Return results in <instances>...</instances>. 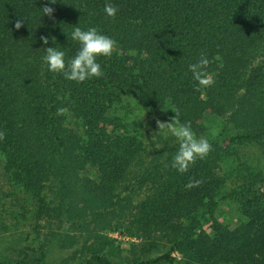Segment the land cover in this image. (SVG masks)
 <instances>
[{"label":"trees","instance_id":"trees-1","mask_svg":"<svg viewBox=\"0 0 264 264\" xmlns=\"http://www.w3.org/2000/svg\"><path fill=\"white\" fill-rule=\"evenodd\" d=\"M110 2L115 18L106 0H56L44 17L43 0H0V161L10 189L35 201L34 220L61 249L87 234L74 264H264V0ZM77 25L116 41L98 58L104 75L82 83L43 61L56 45L66 60L76 54ZM202 53L214 84L197 88L188 65ZM130 101L150 121L178 109L198 138L220 121L212 151L179 173L175 138L137 128L121 106ZM246 148L258 157L241 160ZM190 180L202 182L188 189ZM223 200L242 219L234 228L213 217ZM112 232L139 242L123 255ZM45 249L10 264H45Z\"/></svg>","mask_w":264,"mask_h":264},{"label":"rangeland","instance_id":"rangeland-1","mask_svg":"<svg viewBox=\"0 0 264 264\" xmlns=\"http://www.w3.org/2000/svg\"><path fill=\"white\" fill-rule=\"evenodd\" d=\"M121 106L126 107L125 114L127 119L130 122L137 121V128L140 126L139 121L141 123V129L148 136H152V132L158 131L157 121L166 123L172 119V117L164 119L155 118L150 121L144 118L141 111L137 110L131 101L122 103ZM119 112L121 113L120 108ZM211 122L213 124H206L208 131L202 138L213 140L216 137L219 131L220 125L218 124L220 121L219 123L215 120ZM213 131L216 132L215 135H212ZM258 154L255 148L243 149L241 160L248 161L251 158H257ZM231 164L232 162L226 163V166L229 167ZM260 166L264 173V159H260ZM3 170V164L0 161V264H10L18 259L24 258L25 255L38 254L41 243L46 247L45 264H74L75 261L77 262L78 259L86 256V247H89L91 244L89 240V242L83 244V236L86 237L87 234L81 232L82 242H79L70 249H61L58 246L57 239L55 240L51 237L50 227L44 228L43 221L37 223L34 220L35 201L24 192L10 189L9 176ZM213 215L219 223L227 225L230 228L236 227L242 221L235 208H231L226 203V200L219 202V206ZM206 217H209V215ZM52 228L55 229V227ZM74 233L76 235L80 234L79 231H75ZM108 236L117 243L122 244L123 255L127 254L126 249L128 245L139 242L134 238L122 236L116 232H112ZM174 256L179 258V255L176 253Z\"/></svg>","mask_w":264,"mask_h":264},{"label":"clouds","instance_id":"clouds-1","mask_svg":"<svg viewBox=\"0 0 264 264\" xmlns=\"http://www.w3.org/2000/svg\"><path fill=\"white\" fill-rule=\"evenodd\" d=\"M43 3L45 6L40 8L42 17L51 16L54 9L48 5L55 4L56 0H43ZM117 12L118 8L110 0H106L105 15L109 18H115ZM21 26V22L17 21L15 27L19 29ZM70 35L72 41L79 46L76 54L70 59L66 60V52L59 45L43 50L45 53L43 61L47 65L48 71L60 73L66 80L77 83L92 78H101L104 72L98 58L111 57L116 48V41L95 27L85 30L77 25L72 27ZM50 39L55 44L54 37H41L42 45H48ZM210 63L207 55L202 53L197 62L188 65V71L191 73V78L197 88H205L214 84V77L208 71ZM172 112L174 116L169 122L157 121V132L165 137L171 135L175 138L178 149L172 158L171 166L179 173H185L196 159H204L212 151V145L208 139L197 137L190 122L182 123L180 121L178 109ZM215 134L216 132L213 131L212 135ZM3 138L4 133L0 132V140ZM201 182L200 180H190L185 187L191 189L197 187Z\"/></svg>","mask_w":264,"mask_h":264}]
</instances>
